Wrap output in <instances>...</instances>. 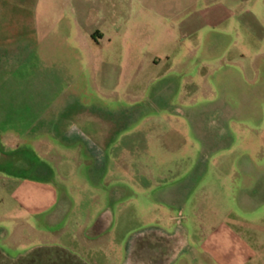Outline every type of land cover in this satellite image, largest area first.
<instances>
[{"label": "rangeland", "instance_id": "1", "mask_svg": "<svg viewBox=\"0 0 264 264\" xmlns=\"http://www.w3.org/2000/svg\"><path fill=\"white\" fill-rule=\"evenodd\" d=\"M0 157V215L57 197L0 264H166L157 214L264 264V0H0Z\"/></svg>", "mask_w": 264, "mask_h": 264}, {"label": "crops", "instance_id": "2", "mask_svg": "<svg viewBox=\"0 0 264 264\" xmlns=\"http://www.w3.org/2000/svg\"><path fill=\"white\" fill-rule=\"evenodd\" d=\"M1 160L2 159L0 157V161ZM4 174L6 175L5 176L6 179H10L14 182V185H16L15 188L22 187V190L19 191V193L22 192L20 193V195L23 194L24 202H27V204H24L22 206L23 208H20V210L18 209V211L6 212L0 215V217H3L7 219L8 221V223L5 222L0 226V237H1L0 241H5L6 243L11 244L16 247L32 246L33 243L35 242H31L30 236H33V238H35L36 234L38 235L39 240L45 241L46 237L43 238L41 233H38L40 227L34 226L33 218L36 217L38 213H42L46 210L47 215H46V219L44 222V224L46 225L48 223V220L53 219V217L57 215L54 209V206L57 203V197H56L55 191H54L55 197L54 198L50 197V198H47L46 200V198H42L41 196L38 197V195H33L31 194L30 191H28L31 186H35V187L39 186L40 188H42L43 187L42 181H41L42 179H34L33 177H30L27 175H19V174L15 175V174L6 173V172ZM49 186L48 188L51 189V187ZM23 187L25 188V190ZM169 217L170 216H167L168 220L170 219ZM153 220L155 221V225L157 226L158 229H162V230H166L170 232L167 235L171 237L172 239L170 241L171 243L169 245V248L166 249L165 251L166 253H163V255L161 256L163 260L166 261V264H190L189 258L194 261V264H202V260L204 259V257L203 255L201 256V254L198 257L195 256L196 252L194 249L191 248V245L193 244L190 243L191 241L190 242L187 241L188 237L186 236L188 235V233L184 226H180L179 228H174L171 230L169 228L170 226L168 227L167 225L168 223L166 222V220L164 221V219L159 214H157V216L153 218ZM91 224L93 226L94 221H92ZM76 233H78V231ZM54 234L51 235L50 237L52 240L54 239L56 240V238L59 239L61 237V232L56 231L54 232ZM106 236L107 235L105 231H103L101 234L97 236L98 241L95 240V237L91 238L90 244L92 248L96 250H101V252L103 253L105 252L107 253L111 245H110V241L106 239ZM25 243L27 245H25ZM87 243L88 245H90L89 242ZM201 252H204V251H201ZM213 255H214L213 262H216V264H229V262H231L230 264L238 263V262L237 263L235 262L234 257L228 258L227 256H223L222 254L218 252H216ZM248 259H249V256H248ZM159 261H162V259ZM246 262H248V260Z\"/></svg>", "mask_w": 264, "mask_h": 264}]
</instances>
